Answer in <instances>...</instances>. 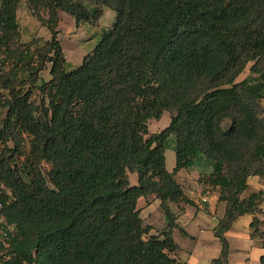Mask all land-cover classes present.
<instances>
[{
    "label": "trees",
    "instance_id": "obj_1",
    "mask_svg": "<svg viewBox=\"0 0 264 264\" xmlns=\"http://www.w3.org/2000/svg\"><path fill=\"white\" fill-rule=\"evenodd\" d=\"M22 3L48 39L21 40ZM103 7L114 23L69 67L59 12L78 26ZM0 91V264H186L168 203H192L175 177L192 166L225 202L210 264H229L225 232L245 213L264 249L263 192L242 196L264 178V0H0ZM163 111L170 123L149 132ZM149 194L157 233L138 206Z\"/></svg>",
    "mask_w": 264,
    "mask_h": 264
},
{
    "label": "crops",
    "instance_id": "obj_2",
    "mask_svg": "<svg viewBox=\"0 0 264 264\" xmlns=\"http://www.w3.org/2000/svg\"><path fill=\"white\" fill-rule=\"evenodd\" d=\"M20 9L24 14V20L21 22L19 11L17 12L21 40H28L34 35L48 39L49 33L46 32L45 27L41 26L39 22L37 29H30L28 27L26 22H29L28 12L31 13V11L27 5L22 3V5L19 7V10ZM72 21L73 23L71 24V29L73 32H75V34H83L81 37H79L81 39L90 38L94 35L98 37L104 30H93L89 26L90 22H84L76 26L74 19ZM23 33H25V35H23ZM72 36H75L74 33H72ZM58 38L62 44L63 52L65 53V47L63 46V41L60 37V34H58ZM67 40V47L69 48L68 50L75 54L77 51L74 48L76 44L73 42V37H68ZM86 53L84 51L83 53L79 54V59L82 60L81 58ZM66 60L71 66L80 64L69 63L68 56L66 57ZM209 170L210 169L208 167H201L200 169L199 167L195 166L187 169L181 168L178 170L175 177L177 181L181 183L185 196L192 203H168L170 211L175 216V226L173 227L172 234L173 239L178 246L177 249L172 252V255L180 261L186 262V264H210L211 260L217 257L221 250L220 241L214 235L213 229L217 225L218 221L223 217L225 202L219 201L217 198V192L214 190H207L205 186L199 181L200 172L204 173L205 171L206 173ZM130 182L136 183V179H131ZM253 191L263 192V199L260 203V208L262 211H264L263 177L259 175H251L247 178V189L242 193V196H246L248 193ZM138 206L140 208L141 217L144 219L146 224L152 226L153 233L160 232L165 227L166 220L164 211L160 206V200L154 194H149L146 197L139 198ZM214 214L217 215L214 217ZM207 215L210 217H207ZM199 216L207 217L208 220L205 224H199L195 222ZM251 220V214H242L232 222L229 229L225 232V237L229 245V264H250L252 260H254L253 264H261L260 257L264 253V249L261 246V249H255L252 251V239L257 237H251L250 235L251 230L249 224ZM262 223L263 228L261 229L264 230V221Z\"/></svg>",
    "mask_w": 264,
    "mask_h": 264
},
{
    "label": "rangeland",
    "instance_id": "obj_3",
    "mask_svg": "<svg viewBox=\"0 0 264 264\" xmlns=\"http://www.w3.org/2000/svg\"><path fill=\"white\" fill-rule=\"evenodd\" d=\"M25 4V3H23ZM22 8V7H21ZM19 11V17L21 22L24 20V14L21 12V9L18 10ZM60 14V21H59V34L60 37L62 38L63 41V46L65 47V58L68 56V62L72 63V64H77L80 63L81 60L79 59V54L83 53L85 51L89 52L91 51V49L94 47V45L97 43V41L99 40L100 36H92L90 38H84L81 39L79 37H81L83 34H75V32H73V30L71 29V24L73 23V17L69 14H66L62 11L59 12ZM28 18H29V22H26L28 27L30 29H37L38 28V21L35 17H33V14H31L30 12H28ZM114 19H115V13L107 8V7H103L102 8V12L99 15V17L95 20V21H89L90 24V28H92L93 30H101V29H108L113 23H114ZM74 26V25H73ZM46 32L49 33V31L47 30V28H45ZM72 33H74L75 36H72ZM23 35H25V33H23ZM97 35V34H96ZM49 37H50V33H49ZM68 37H73V42L76 44L74 46V48L76 49V53L73 54L71 53V51H69L68 47H67V38ZM76 40V41H75ZM93 43V44H92ZM62 45V44H61ZM92 45V46H91ZM79 59V60H78ZM82 59V58H81ZM69 65V64H68ZM69 67H73L71 65H69ZM248 67L238 76L237 80H240L242 78H244L246 75H248ZM49 72L48 69L44 70L43 72H41V77L43 79H48L49 78ZM6 96V92L5 91H0V101L2 98H4ZM35 97H38L35 94ZM2 115L0 114V117ZM171 121V113L169 111H163L161 116L159 118H151L148 120L147 122V126H148V130L149 132H155L158 131L162 128H164L166 125H168ZM173 145V139L172 137L169 138L168 142H167V147L165 150V165L167 167V169L171 170L174 166V162H175V152L172 148ZM136 179V174L135 173H131L129 174V179ZM9 192L7 191L3 196H8ZM218 211V210H217ZM216 211V212H217ZM221 211V210H220ZM204 213V212H203ZM218 213V212H217ZM206 215V214H205ZM217 214H214V217ZM209 215H207L208 217ZM207 217L205 216H199L195 222L201 224V223H206V221L208 220ZM210 217V216H209ZM219 217V214H218ZM261 228H263V223H261L260 225ZM0 236H1V230H0ZM178 239V237H177ZM253 243H251L252 247V251L255 249H261V241L258 238H253L252 239ZM259 247V248H258ZM254 260H252L250 262V264H253ZM259 262V261H257Z\"/></svg>",
    "mask_w": 264,
    "mask_h": 264
},
{
    "label": "built area",
    "instance_id": "obj_4",
    "mask_svg": "<svg viewBox=\"0 0 264 264\" xmlns=\"http://www.w3.org/2000/svg\"><path fill=\"white\" fill-rule=\"evenodd\" d=\"M204 200V198H203ZM0 230H1V236L0 239L5 238L7 235V230H11V226L7 225L4 218L0 216Z\"/></svg>",
    "mask_w": 264,
    "mask_h": 264
}]
</instances>
